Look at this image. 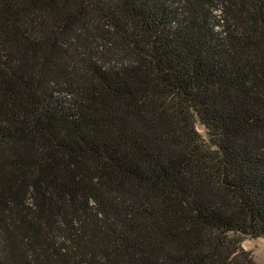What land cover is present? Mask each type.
<instances>
[{"label":"trees","instance_id":"1","mask_svg":"<svg viewBox=\"0 0 264 264\" xmlns=\"http://www.w3.org/2000/svg\"><path fill=\"white\" fill-rule=\"evenodd\" d=\"M245 238L264 0H0V264H256Z\"/></svg>","mask_w":264,"mask_h":264},{"label":"rangeland","instance_id":"2","mask_svg":"<svg viewBox=\"0 0 264 264\" xmlns=\"http://www.w3.org/2000/svg\"><path fill=\"white\" fill-rule=\"evenodd\" d=\"M196 129L200 136L207 142L208 136L206 129L200 124L196 125ZM241 245L245 251L251 254L256 264H264V239L245 238Z\"/></svg>","mask_w":264,"mask_h":264}]
</instances>
